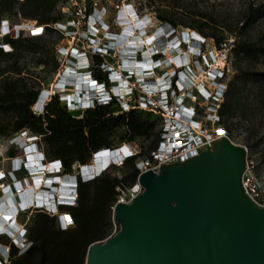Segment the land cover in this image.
<instances>
[{
  "label": "built area",
  "instance_id": "built-area-1",
  "mask_svg": "<svg viewBox=\"0 0 264 264\" xmlns=\"http://www.w3.org/2000/svg\"><path fill=\"white\" fill-rule=\"evenodd\" d=\"M131 8L132 13L127 15L133 17L136 22L141 20L143 24L142 27L136 26L129 30V36H133L136 31L141 35L140 38L153 35L158 41L144 43L139 48L123 49L116 39L123 35L124 28L120 34H114L108 31L109 25L105 24L100 16L91 13L88 20L91 27L87 28L84 33L88 49L75 47L72 48V52H68L72 57L69 66L74 67L75 71L81 75L76 79L74 86L76 91L73 94L76 95V98L65 95L63 87L57 93H53L68 105L70 111H77V109L84 111L94 108L96 105H109L115 101L117 107L123 111L130 109L149 111L157 119V127L160 131L159 144L149 154H143L137 158L138 179L128 187H119L112 209L117 202H129L141 193L144 187L140 182L139 175L144 171L149 169L157 171L164 163L186 160L208 149L216 140L224 136L235 141L232 139L229 129L222 125L223 118L220 112L228 88L225 66L223 69L213 66V57L204 51L207 37L193 29L191 33L189 31L180 32L179 27L171 26L168 22L163 25H155L150 15L138 13L132 5ZM77 18L79 17L77 16ZM120 19L121 15L117 17L118 26L125 24V21L121 22ZM76 22L75 18L72 26H75ZM98 23L107 28V35L110 36V39L106 42H102L101 32L96 25ZM63 25L62 22L56 23L57 27L55 28L66 30ZM149 28H153L152 31H149ZM29 30L32 35H40L43 32V27L32 25ZM9 31L8 24L0 31V37ZM194 33H197L198 36H195ZM161 39L167 47L161 45ZM193 41L197 42V50L192 49ZM0 47L5 51L10 50L7 44L1 42ZM59 49L62 52L66 50L64 47ZM112 54H117L116 56L119 57L118 64L112 60ZM93 55L103 58L100 69L106 74V80L95 76ZM197 70L200 72L198 75L203 72L207 79L196 81ZM64 71L63 69L62 72L64 73ZM60 79L61 77L58 78V83H60ZM207 83L210 84V87ZM36 105L33 106V109L37 113H42L44 105L41 109ZM18 137L21 136L14 137L13 144L20 145ZM27 140L37 147L35 154L27 155L24 159H15L16 166L8 171L12 183L4 180L7 176L6 172L3 171L0 175V202L5 201L4 194L6 191H10V201L16 212V215H12L3 224H0V236L7 237V241H0V264L11 262V253L14 247H17L20 253L31 246L27 221L23 228H20L16 221L15 217L20 213L19 211H29L36 206L41 207L51 214L58 215L61 227L72 226L74 220L71 212L62 210L60 206L77 203L80 178L82 180L92 179L117 161L112 158L99 173L93 176H85L83 173L84 167L88 164L82 165L81 170H77L76 173L67 172L64 171V164L60 159H49L46 162L44 150L38 147L39 135L31 134ZM244 146L247 149V154L246 168L242 177L243 187L257 204L264 205V184L256 172V161L249 156L247 145L244 144ZM25 147L28 148V146ZM125 149L127 151L118 160L124 161L125 158L135 155L140 150L136 141H127L122 142L116 148L100 149L95 152L93 158L98 155L105 156L106 154L103 152L111 153L114 150L124 151ZM31 160L33 162L40 160L44 167L48 162H56L53 169L42 168L44 174L41 176V180L39 179L38 186L43 191H48L52 187L56 188L53 196L49 194L53 198V201L49 202L51 205L48 203L49 195L44 203H39L34 195L33 187H29L31 180L37 181L33 172H31L33 175L30 178H20L16 172L23 165H28L29 170L34 171L32 165L29 166ZM64 185H67L64 188L70 191L71 196L63 197L59 194L57 188H62Z\"/></svg>",
  "mask_w": 264,
  "mask_h": 264
},
{
  "label": "trees",
  "instance_id": "trees-1",
  "mask_svg": "<svg viewBox=\"0 0 264 264\" xmlns=\"http://www.w3.org/2000/svg\"><path fill=\"white\" fill-rule=\"evenodd\" d=\"M58 0H0V23L3 15L18 14L23 18L34 19L43 27L40 35H25L24 29H15L9 24L10 31L0 37L2 44L9 46V51L0 47V139L13 137L21 130H28L40 136L44 154L50 159H60L64 170L72 172L75 165L91 166V159L96 151L104 148H116L122 142L149 140L135 154L124 159L119 172L104 171L89 180L80 178L78 184L79 198L76 204H64L60 208L71 212L74 224L69 227L59 225L58 216L41 207H33L27 221L28 236L31 246L23 252L14 247L9 264H85L88 247L94 241L104 238L112 228V206L117 199L119 187L124 188L138 179L137 158L158 146L160 131L158 121L152 112L130 109L123 111L115 101L109 105H96L85 109L81 116L70 112L68 105L57 94H48L44 110L37 113L33 106L39 102L43 91L41 82L27 73L25 55L30 52L36 57L37 65H48L49 60L44 50L43 34L59 33L65 37L62 29L55 28L61 22L60 14L55 10ZM93 6L86 8L91 14ZM171 26L179 27L174 18L160 16ZM207 15L199 20L186 23L201 35L214 39L216 47L221 49L230 36V56L237 62H260L264 57V31L251 37L253 26L264 18V0L250 1L245 16L231 29L229 34L217 31ZM9 23V22H8ZM196 34V33H195ZM55 52L58 49L55 47ZM94 74L106 80L107 76L100 69L103 58L93 55ZM55 73L60 64L55 53L53 58ZM264 84V71H254L247 67H237L229 81L226 98L222 103V125L232 134L231 119L242 114L247 115L249 108L245 105L243 94L250 81ZM264 86V85H263ZM263 87H261V90ZM263 93V91H262ZM113 166L117 164L112 163ZM7 241L5 235H1Z\"/></svg>",
  "mask_w": 264,
  "mask_h": 264
},
{
  "label": "water",
  "instance_id": "water-1",
  "mask_svg": "<svg viewBox=\"0 0 264 264\" xmlns=\"http://www.w3.org/2000/svg\"><path fill=\"white\" fill-rule=\"evenodd\" d=\"M246 154L224 136L141 173V193L113 207L120 229L90 244L85 264H264V205L243 187Z\"/></svg>",
  "mask_w": 264,
  "mask_h": 264
},
{
  "label": "rangeland",
  "instance_id": "rangeland-1",
  "mask_svg": "<svg viewBox=\"0 0 264 264\" xmlns=\"http://www.w3.org/2000/svg\"><path fill=\"white\" fill-rule=\"evenodd\" d=\"M58 6L55 10L56 14H60L61 22L64 24L63 27L66 29L64 31L65 37L60 39V34L51 32L43 34V45H46L44 50L48 56L49 64L48 65H37L35 60L38 55L28 52L23 58V62L26 63L28 68L27 73L29 72V78H36L41 82L42 90H45L46 93H57L54 87L58 83V78H60V72L69 67L70 60H72L71 54L75 47L80 49H88L87 40L84 37L85 31L87 28L91 27V24H88L89 15L85 12V7L93 6L91 13L93 15H98L102 18L105 24L109 25L108 31L113 32L114 34H120L123 28H130L134 26L137 22L134 21L133 17L127 15L132 13L131 5L134 9L141 14H148L153 19L155 25H163L165 21L160 16H166L168 18H174L178 21L179 29L182 31H189L191 33L192 29H187L186 23L199 20L201 15H207L209 21L215 25L218 30L225 31V34H229L231 29H235L236 25L243 19L246 13L247 6L250 1L260 2L263 0H58ZM96 7V8H95ZM123 10V11H122ZM121 11V12H120ZM78 12V13H77ZM121 15L120 21H125L122 26H118L117 17ZM77 16L79 18H77ZM77 19L75 26H72L73 20ZM141 21V20H139ZM138 21V22H139ZM9 22V23H8ZM130 22V23H129ZM13 24L14 28H24L23 33L27 36L30 35L31 31L30 26L38 25L37 21L34 19L23 18L22 16L14 13L8 15H3L2 21L0 23V31L5 28L8 24ZM30 25V26H29ZM99 27V32H101L102 42H106L110 39V36L107 35V28L96 24ZM57 27V26H55ZM93 29V28H92ZM153 28H149V31H152ZM94 30V29H93ZM194 30V29H193ZM95 31V30H94ZM264 31V18L258 21L250 31L251 37H255L261 32ZM107 35V36H106ZM195 36L198 34L194 33ZM1 36V35H0ZM121 39V38H119ZM118 37L116 40H119ZM233 41L232 36H230L227 44H223L221 49L216 47L214 39L208 38L204 44V51L210 53L213 57V66L215 68L223 69L225 66L227 82L233 78V75L236 72L237 67H247L254 71L260 70L264 71V57L260 62L244 63L241 61H235L230 56L231 42ZM1 43H3L0 40ZM124 47L122 44L121 47ZM55 47L57 52H55ZM60 47H64L66 50L63 52L60 51ZM4 50V48H3ZM5 51V50H4ZM57 55V59L60 66L59 72L55 73L53 58ZM117 54H112V60L114 62L119 61ZM118 64V63H117ZM71 69L67 70L68 74H71ZM199 70L196 71L197 78L196 81H201L207 79L205 74L201 72L198 75ZM64 79V78H63ZM64 81V80H63ZM59 83V88L63 86V82ZM210 87V84L207 83ZM264 85V84H263ZM262 84L254 81L248 83V87L243 94V99L245 105L249 108L247 115L242 114V109L239 111V114L236 118L231 119L230 123L232 128L231 137L237 143L246 144L248 147V154L256 161V172L258 173L259 178L264 184V86ZM75 83L67 82L63 87L64 94L75 96L73 94L76 89H74ZM261 87L263 89L261 90ZM263 91V93H262ZM44 92V93H45ZM43 93V94H44ZM73 94V95H72ZM54 95V94H53ZM117 106H114L115 109ZM76 116H81L83 109H77V111H70ZM159 130V129H158ZM32 133L28 130H21L19 133L14 134L13 137H2L0 139V175L6 172L7 176L4 180L12 183L8 175V171L13 169L16 166L15 159L26 158L27 155L34 153L37 148L27 150V148L20 143V145L13 144V139L16 136H25L28 137ZM138 143V148L141 146L149 144V140H135ZM38 147L41 150H44L41 141H38ZM50 158L46 157V162ZM93 164L92 159L90 160ZM114 163V162H113ZM91 164V165H92ZM118 167L113 166L112 164L105 169L104 171L109 172H119V168L123 165L122 160L115 161ZM78 165L74 166L73 173L77 172ZM30 168L24 166L19 168L16 172L20 178L22 177H31L33 174ZM64 169V168H63ZM65 171V170H64ZM102 171V172H104ZM68 172V171H67ZM33 187L34 192L38 193L39 190L34 188V185L31 184L30 188ZM62 194V193H61ZM64 195V194H62ZM7 209V207H6ZM4 208L3 211H6ZM2 212L0 216L2 217ZM6 212L16 215L15 209L7 210ZM20 213L15 217L16 221L19 223V227L23 228L25 222L28 221L32 211H19ZM112 228L107 233L104 238L98 239L103 240L108 236L113 235L117 230L120 229L118 222L114 220V209L112 211ZM58 216V215H57ZM0 241H6L3 238H0Z\"/></svg>",
  "mask_w": 264,
  "mask_h": 264
},
{
  "label": "bare ground",
  "instance_id": "bare-ground-1",
  "mask_svg": "<svg viewBox=\"0 0 264 264\" xmlns=\"http://www.w3.org/2000/svg\"><path fill=\"white\" fill-rule=\"evenodd\" d=\"M142 24L143 23H141V21H139L134 26H132L130 28L127 27V28L123 29V31H124L123 35L121 37H119L121 39L118 38L119 39L118 40L119 44H121V45L123 44L124 45V47L122 46L123 49L124 48H135V47L139 48L144 43H156V41H158V39H156V36H153V35H148L146 38H140L141 35H139L138 31H137L138 33H136V31H135V33H133L134 34L133 36H129L130 35V31L129 30L134 29L136 26L137 27H139V26L142 27ZM164 27H166V26H164ZM160 42H161V45H163L164 47L166 46L165 42L163 41V39H161ZM197 47H198L197 42L193 41L192 42V49L193 50H197ZM68 69H71V71H69V73L71 72V74L67 73ZM64 70H65L64 73L62 71L60 73V77H61L60 82L63 81V80H64L63 82H65V83H63L62 87H64L67 82H69V83L73 82V83L76 84V79L81 76V75H79V72L75 71V68L72 67V66H69L68 68H65ZM58 86H59V83H57L56 86L54 87V89L56 90L55 92L60 90V88ZM44 92H45V90L43 91V93ZM42 95L43 96H41V99L39 100V102L36 105L40 109L43 107L48 93L45 92ZM65 95H67V94H65ZM75 96H69V97L70 98H76ZM18 141L20 143H22V145L28 146V148H27L28 150H30V149H34L35 150V148H37L34 144H31V142H29V140H27V137H25L23 135L21 137H18ZM125 151H127V150L126 149L124 151H122V150H114L111 153L110 152H108V153L107 152H103L104 154H106L105 156H102V155L95 156V158H93V160H92L93 164L90 167L88 166V168L83 170L84 175L85 176L96 175L97 173H99L101 171V169L104 168V166L112 158L115 159V160L120 159L121 156L124 155ZM33 154H35V153H33ZM31 165H32V168L34 170L33 174L35 176V179H37V181L34 182V180H31L30 185L33 184L34 188H37L39 190L38 193L34 192V195L37 197L38 202L39 203H41V202L44 203L47 200V196L49 194L53 196V192L56 190V188L52 187L48 191H43L42 189L38 188L39 181L41 180L40 178L44 174V171H43L42 168L53 169V168H55L56 162H48L47 165H45V167H44L43 163L40 162V160H35V162H33L31 160V162H29V166H31ZM30 185H29V187H30ZM64 187H67V185L62 186V188H57L59 194L61 196H63V197L64 196H71L70 191L68 189L64 188ZM61 193L64 194V195H62ZM10 194H11L10 191H6L5 192V194H4L5 201L4 202H0V212H2L1 210H3L4 208L6 209V207H7L6 211L10 210V209H14L13 203L10 201ZM50 195H49L48 203L53 201V198L50 197ZM6 211L2 212V214H3L2 217L0 216V224H3L5 220H7L9 217L12 216V214H10V213H8Z\"/></svg>",
  "mask_w": 264,
  "mask_h": 264
}]
</instances>
